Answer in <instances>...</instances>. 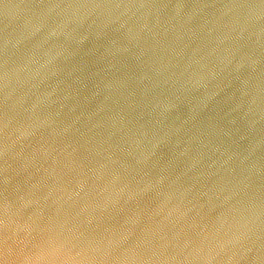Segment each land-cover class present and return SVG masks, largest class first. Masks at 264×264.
<instances>
[{
	"label": "water",
	"instance_id": "95a60500",
	"mask_svg": "<svg viewBox=\"0 0 264 264\" xmlns=\"http://www.w3.org/2000/svg\"><path fill=\"white\" fill-rule=\"evenodd\" d=\"M0 264H264V0H0Z\"/></svg>",
	"mask_w": 264,
	"mask_h": 264
}]
</instances>
